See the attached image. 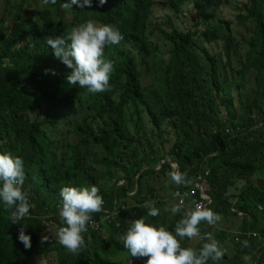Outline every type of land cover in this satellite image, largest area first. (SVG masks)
Segmentation results:
<instances>
[{"label":"trees","instance_id":"16d2710c","mask_svg":"<svg viewBox=\"0 0 264 264\" xmlns=\"http://www.w3.org/2000/svg\"><path fill=\"white\" fill-rule=\"evenodd\" d=\"M7 2L9 10L0 0V154L24 160L32 207L12 224L0 202V264H33L54 251L58 264H144L146 258H132L119 237L138 218L174 231L181 214L160 224L147 220L144 207L155 201L162 210L151 189L174 171L173 163L187 173L175 190L200 185V169H210L207 194L222 216L218 223L240 221L238 234L227 232L231 255L218 264H244V255L254 264L259 243L247 232L264 237V0H107L102 6L92 0L84 8H65L66 0ZM89 19L114 25L124 37L105 48L114 61L112 90L91 99L86 88L67 83L72 70L45 40ZM158 66L172 106L150 80ZM70 115L77 120L62 132L67 135L51 138L48 127ZM167 156L170 161L159 167ZM92 185L108 209L116 201L126 209L119 226L84 235L86 247L73 254L49 236L45 223L53 219L61 226L62 187ZM22 227L30 236L28 249L18 239ZM222 232L214 236L221 247ZM202 243L185 238L181 246L198 249Z\"/></svg>","mask_w":264,"mask_h":264},{"label":"clouds","instance_id":"9594fccd","mask_svg":"<svg viewBox=\"0 0 264 264\" xmlns=\"http://www.w3.org/2000/svg\"><path fill=\"white\" fill-rule=\"evenodd\" d=\"M107 0H99L102 6ZM45 5H55L57 0H43ZM92 0H66L65 8L76 5L79 8L91 7ZM124 39L119 29L114 25L100 24L91 19L72 27L69 32L55 38H45L46 43L53 49L54 56L72 71L67 74L66 81L71 85L86 88L89 93H103L112 90L110 78L114 72V61L105 57L107 46L118 45ZM49 71L55 75L54 70ZM171 181L179 185L186 182L187 173L174 170L169 173ZM27 174L25 162L19 156L10 153L0 154V202L9 213L12 224H18L30 212L32 207L28 193L24 190ZM176 191V190H175ZM60 202L58 215L61 226L56 232L57 242L68 252L78 254L86 242L83 233L92 220V214L102 211L103 198L99 188L64 186L59 191ZM194 208H185L183 202L165 207V212L173 215L181 214L176 222L174 231L163 225H153L145 218L132 220L123 235L119 237L123 247L132 258L144 260V264H218L225 256V250L220 246L212 233L201 232V223L215 225L222 216L205 205L197 202ZM155 201L145 202L147 216L157 217L160 209ZM200 240L202 246L197 248L182 247L181 241ZM18 239L26 249L31 247L30 236L25 234L22 227ZM44 240L48 237L44 236ZM249 246L247 240L241 242ZM244 264H252V257L244 255Z\"/></svg>","mask_w":264,"mask_h":264},{"label":"built area","instance_id":"2783aa9c","mask_svg":"<svg viewBox=\"0 0 264 264\" xmlns=\"http://www.w3.org/2000/svg\"><path fill=\"white\" fill-rule=\"evenodd\" d=\"M241 130L242 129L239 128L238 130H236V133L240 132ZM209 175H210V169L205 170V168L203 167L200 169L199 177H198L199 181L203 180L202 188H200L199 185H197V186H193V188H191L189 190H178L177 189L174 192L176 204L183 202L184 207L194 208L193 202H197L195 200V197L198 195V191H200L201 200L198 201L197 203H201V204L205 205L206 207H208L214 211V208L211 205L212 200L210 199V197L207 194L208 185H207L206 179ZM125 209L126 208L123 205H121L119 201H116L115 209L110 210L107 208V202L103 198L102 211L92 214V220L87 225V231L85 233H83V235H86V234L90 233L91 231H95L97 233L103 232L105 230V227L107 224L110 225V224L116 223V225L119 226L120 224H119V222H117V218L120 214V211H124ZM28 216H29V214L27 215V217ZM203 224H205L209 230H214L215 228L219 227L218 222L215 225H208L206 223H203ZM45 225H46V227H51V228H54L55 230H57V228L60 227V225L57 224V221L53 220V219H51L49 222H46ZM236 234H238V233H236ZM236 234H234V235H236ZM247 237L249 240L254 239L257 243H259L257 250H256V254L258 255V257H257L256 262H254V264H264V237L262 235H260V233L255 232V231H251V230L249 232H247ZM228 239L230 240L229 236H228ZM234 239H235V242L240 241V238L238 236H236Z\"/></svg>","mask_w":264,"mask_h":264},{"label":"rangeland","instance_id":"374dc122","mask_svg":"<svg viewBox=\"0 0 264 264\" xmlns=\"http://www.w3.org/2000/svg\"><path fill=\"white\" fill-rule=\"evenodd\" d=\"M2 6L4 8H7L8 10L11 8V4L8 3L7 0H2ZM149 76H150V80L154 83V85H153L154 89L158 90L161 97L168 104V106H172V102L169 100L170 98L168 96V91L165 87L164 73H163L162 67L158 66V67H156L155 70H152V71L150 70ZM94 95H96V94L89 93L88 91L86 92L87 99H91V97ZM76 120H77V117L75 115H70L67 118L61 117L57 126L48 127L47 131L52 132V133H49L50 137L57 139V138H61V137L66 136L67 134L62 133V132L66 131V129L71 126V123L76 121ZM197 140H199V139L197 138ZM169 146H170V144H169ZM63 147H64V145H61V150L63 149ZM169 160H170V158H169ZM161 162L162 161H160V163H159V167L161 166ZM159 167H158V169H159ZM173 167L174 168L176 167L174 163H173ZM199 183H200L199 187L202 188L203 180H200ZM169 192H170L169 189L165 190V193H169ZM170 206H173V205H170ZM234 225H238V226L234 227ZM239 225H240V221H238V224H237V220L235 218H230L228 223L222 225L221 228H215L214 230H211L214 233V236H216V232H218L219 229H224L222 232L221 238H223V241H226V242L222 245V248L225 250V254H227V255H231L230 251H232V245H231L230 241H228L229 239L227 236V232L228 231L231 232L232 235L236 234V232L239 231V228H240ZM48 229L49 230L47 231V233L49 232V236L52 238L56 237V232H57L58 228H57V230H55L54 228L48 227ZM235 229H237V231H234ZM112 257L117 259V257H115L114 255H112ZM119 257H124V255L120 254V256H118V258ZM33 264H58L57 253L54 251L47 256L38 255L34 259Z\"/></svg>","mask_w":264,"mask_h":264},{"label":"crops","instance_id":"0c3cea01","mask_svg":"<svg viewBox=\"0 0 264 264\" xmlns=\"http://www.w3.org/2000/svg\"><path fill=\"white\" fill-rule=\"evenodd\" d=\"M162 162H161V166L164 164V162L165 161H170L169 160V156H167L166 157V159L165 160H161ZM160 166V167H161ZM172 167H173V165H172ZM174 168V167H173ZM177 168L175 167L174 168V170H176ZM169 171H167L166 173H165V175L163 176V178H162V180L159 182V183H157V185H156V187H153L152 189H151V191L156 195V197H157V200L159 201V202H161L162 204H160L159 205V207L162 209L161 211H160V215L159 216H157V217H149V218H147V220L148 221H152V220H154V219H157V221L160 223V224H163V223H165V222H169V221H171L172 219H173V217L175 216V215H173L170 211L169 212H165L164 211V208L167 206V207H171L170 205H174V204H176V200H175V197H174V190L175 189H173V186H175V183L174 182H172L171 181V178H170V175H169ZM126 182H122V183H120V185H123V184H125ZM166 189H169V193H165V190ZM135 193H136V190L134 191V192H131L130 194H129V196L130 197H134V195H135ZM165 193V194H164ZM169 205V206H168ZM159 225V224H158ZM218 228H221V226L222 225H220L219 223H218ZM200 229L202 230V232H205V231H207L208 229H207V227H206V225L205 224H201L200 226ZM219 230H221V231H223L224 229H219ZM236 233H238V232H236Z\"/></svg>","mask_w":264,"mask_h":264},{"label":"water","instance_id":"95a60500","mask_svg":"<svg viewBox=\"0 0 264 264\" xmlns=\"http://www.w3.org/2000/svg\"><path fill=\"white\" fill-rule=\"evenodd\" d=\"M176 170H178L179 171V168L177 167V169Z\"/></svg>","mask_w":264,"mask_h":264}]
</instances>
